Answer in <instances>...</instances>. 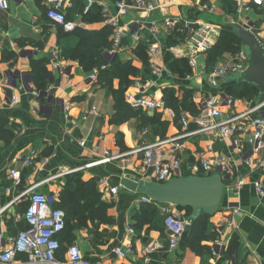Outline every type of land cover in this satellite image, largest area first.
<instances>
[{
	"label": "crops",
	"instance_id": "obj_1",
	"mask_svg": "<svg viewBox=\"0 0 264 264\" xmlns=\"http://www.w3.org/2000/svg\"><path fill=\"white\" fill-rule=\"evenodd\" d=\"M88 1L85 0L86 7L89 5ZM95 1L98 5H106L109 13L108 15L104 11L106 17L118 15L121 26L125 27L139 20L148 22L154 16L162 19L170 16L210 23L223 31L230 30L233 23L242 22L247 26L248 22H255L249 17L254 11L260 14V20L264 19V8L262 10L254 6L250 0H201L203 6L206 4L214 8L213 13L191 1L179 0L174 4H166L160 10L162 13L156 14H147L134 8L133 0ZM119 1L128 5V8L120 13L117 8ZM149 1L156 4L165 3L164 0ZM44 3L49 6L48 0ZM244 3L247 5L244 6ZM102 5L100 6L104 10ZM75 6L74 0L73 6L66 12L70 14L75 10ZM69 16L72 18L70 20L78 23L77 27L100 31L107 25L106 20L86 22L79 13ZM228 20H232L229 27L226 23ZM62 26L48 18L35 0H10L9 9L0 10V48L13 50L18 55L16 60L9 62L2 60L0 54V116L9 120L8 132L0 134V207L15 206L0 216V230L4 235L8 237L17 233L19 225L15 224L14 217L21 213L18 206L28 202L27 197H24L19 202L12 203L23 191L20 185L14 183L12 172L19 170L22 177L26 168H23L21 155L36 150L41 155L49 157L50 161L45 166L37 165L30 169L24 188L39 182L40 190L59 197L60 188L65 185L66 179L71 174L78 173L84 181L95 180L103 201L112 205L109 214L115 222L112 225L100 226V232L108 230L102 232L100 239L93 231L73 232V243L82 246L85 256L95 264H264V197L258 195L253 186L255 180L264 177V167L250 168L245 165L234 154V147L230 141L213 140L208 134L191 135L183 140L185 147L181 152L183 158L181 170L185 175H188L186 172L188 163L196 159L198 152L205 151L207 146L212 144L213 151L207 152L206 156L218 153L233 156L236 162L238 160V174L247 178L246 184L237 192L224 191L219 211L210 215L209 219L208 231L216 229L218 236L208 242L211 249L202 255L197 254L188 245L191 221L179 245L170 248L169 232L163 226L164 214L161 204L151 203L159 209L158 218L143 216L140 207L146 202H140L139 208L137 203L142 196L147 195L123 185L127 179L138 183H158L152 178V168L148 177L142 174L141 155H128L124 159L84 167L88 163L102 159L106 150L111 154H125L151 142L183 134L185 129L177 120H173L167 111L146 109L141 110L147 117L160 113L162 121L168 122L164 135L151 122L140 130L139 127L143 123L142 115L117 123L115 118L118 109L114 94L109 88L102 87L98 83L99 80L91 79L96 69L86 71L78 60H66L62 57L61 44L65 38L62 37L60 44ZM141 33L143 36L147 35L146 32ZM187 39L188 34L185 44L165 46L163 52L155 57L149 55L147 45L146 52L150 65L145 67L134 55V49L139 43L127 39L128 43H125L123 51L118 56L123 62L133 61L134 65L141 69V77L133 82L126 93L133 91L146 97L163 99L164 83H171L179 89L182 85L196 89L195 99L198 93L204 92L202 95L207 97L211 93L227 90L230 86L225 84L224 79L218 80L216 84L210 82L205 73L207 65L204 72H199V61L197 67H191L190 79L179 78L169 70V73L164 72L161 77L153 72L155 67L167 68L166 52L177 59H188ZM18 40H22V46ZM70 40L71 42H68L70 45L76 43L75 36ZM201 55L205 57L206 64V55ZM199 56L200 54L197 59H200ZM32 57L49 59L50 83L43 101L36 99L32 92L36 89L30 75ZM56 57L62 59V71L55 67ZM7 70H14L25 87L21 88V82L15 85L13 91L19 94L20 101L14 106L7 102L5 86ZM138 80L144 84V89L136 82ZM114 86L116 88L119 86L118 79L114 81ZM263 97L256 98V101H261ZM167 108L173 110L171 107ZM82 141L84 145L81 144ZM102 177L110 178L111 184L119 186L120 191L112 195L102 188L99 183ZM238 207L243 213L235 218L234 226H230L228 219L232 210ZM130 227L134 228L136 235L129 232ZM130 243L133 247L129 251ZM154 245H158L156 250L148 254L144 252L146 246ZM114 248L128 251L127 256L123 258L115 255Z\"/></svg>",
	"mask_w": 264,
	"mask_h": 264
},
{
	"label": "built area",
	"instance_id": "obj_2",
	"mask_svg": "<svg viewBox=\"0 0 264 264\" xmlns=\"http://www.w3.org/2000/svg\"><path fill=\"white\" fill-rule=\"evenodd\" d=\"M74 0H48L49 6L47 17L54 22L63 25L66 32L73 31L78 23L74 20L67 19L68 8L73 6ZM134 8L146 12L147 14H156L166 4H174L179 0H164L165 3L156 4L149 0H133ZM196 5L204 7L207 11L213 13L214 8L209 5L203 6L201 0H188ZM254 6L263 10L264 0H250ZM90 6L96 3L95 0H89ZM102 5V4H100ZM244 6L247 3L243 4ZM65 6V7H64ZM105 13H108L106 5ZM10 0H0V10H8ZM119 13L128 8L123 2H117ZM248 9L249 7L246 6ZM162 13V12H161ZM106 23L112 27L111 47L106 51L107 58H113L119 55L125 46V39H130L134 43H140L145 40L148 44L149 55L152 57L162 53L165 48L166 37L175 31L186 30L188 34L187 46L189 52L187 57L192 68L198 65V55L206 54V51L220 38L222 30L217 26L202 22L189 21L181 17L165 16L162 18L153 17L150 21H135L130 26H121L118 15L108 16ZM259 38L264 45V19L255 22H248L247 25ZM142 32L147 35L143 36ZM55 67L61 71L63 69L62 59L56 57ZM108 64L102 66L106 69ZM248 67V57L244 49L236 54H225L219 59L215 66L210 70H205L210 82L217 83L218 80L228 76L243 72ZM169 69L155 67L153 72L159 77L164 72L169 73ZM171 74V73H170ZM91 79L99 80V70L96 69L91 75ZM190 79V76H187ZM136 81L142 89L144 84ZM18 82H21L14 70H7L5 74V86L8 103L12 106L19 101V94L13 89ZM22 84V89L25 87ZM33 95L36 99L41 96V92L34 89ZM126 100L131 107L135 109L157 110L159 112L167 111L173 120H177L185 129L183 134L167 137L162 140L151 142L144 146L138 147L127 153L111 154L105 151V156L92 163L86 164L89 167L94 164L104 163L124 159L128 155H141L142 174L145 177L150 175L149 170L152 168V178L158 183H164L174 177L180 176H211L219 174L224 182V191L237 192L247 182L244 175L238 174V160L233 156L224 153L206 156L207 152L213 151V145L209 144L205 151L198 152L196 159L187 165V173H182L181 167L183 158L181 152L184 149V139L187 136L208 134L213 140L220 142L230 141L234 147V154L250 168L264 167V97L261 101L247 100L238 98L226 90L211 93L198 106L199 113L182 110L177 114L174 110L167 108L164 99H156L154 97H146L129 91L126 93ZM84 145V141L81 142ZM23 168L34 167L37 165H47L50 161L49 157L42 156L40 152L32 150L20 157ZM78 170V169H74ZM135 170V169H134ZM12 179L16 185H20L22 181L21 172L13 170ZM30 179V177H29ZM102 188L108 190L112 195H116L120 191V187L112 185L110 178L102 177L99 181ZM41 183H33L25 188L15 197V201H20L27 197L28 206L24 213H17L14 217L15 224L19 225L25 221L26 227L20 229L15 235L6 237L0 230V264H95L83 253L80 245L73 243L68 246L64 257L59 256L61 250L60 234L66 228V212L56 207L58 197L55 194L47 193L39 189ZM253 186L258 195L264 197V177L253 182ZM140 202L152 203L148 196H142L137 203L139 208ZM11 203V204H12ZM159 205V203L155 202ZM15 206H1L0 216L4 215L8 209ZM164 214V226L169 232V247L176 248L190 220L186 218L184 212L174 205L161 204ZM243 213L240 207L235 208L231 212L228 224L234 226V220ZM129 232L136 235L134 228L130 227ZM133 245H128V250ZM158 248V245L146 246L145 253H151ZM128 251L120 248H114L113 253L119 257L125 258Z\"/></svg>",
	"mask_w": 264,
	"mask_h": 264
},
{
	"label": "trees",
	"instance_id": "obj_3",
	"mask_svg": "<svg viewBox=\"0 0 264 264\" xmlns=\"http://www.w3.org/2000/svg\"><path fill=\"white\" fill-rule=\"evenodd\" d=\"M35 1L47 15L48 7L44 3L45 0ZM75 3L76 8L71 13H79L82 15V19L84 21L94 23L104 22L107 19L103 8L98 5V3H94L90 6L88 11H86L85 0H75ZM71 13H67V19L69 20L72 19L69 16L72 15ZM61 28L59 40L60 44L62 37L65 36L64 42L61 44L62 57L66 60H78L80 65L86 71H92L94 69L99 70L98 83L102 87L109 88L116 99L118 112L116 114L115 121L117 123H122L130 117L142 115L143 123L139 127L140 130L151 122L156 125L155 127L157 130L161 131V134L164 135L167 131L168 122L162 121L160 113H156L153 117H147L141 109L134 110L126 100V91L129 87H131L135 80L141 77V69L134 65L133 61L123 62L119 56L111 59L105 56L106 51L112 44L111 39H109L113 31L112 27L107 24L100 31L76 27L70 32H66L63 26ZM73 36L76 38V43L70 45L68 42H71L70 38ZM186 36V30H177L173 34L166 37L165 45L166 47L176 45L180 39H184ZM18 42L21 46L23 45L22 40H18ZM125 43H128L127 39L125 40ZM147 45V42L142 40L134 49V55L142 62L144 67L150 65L149 57L146 53ZM241 48V43L236 34L231 29L223 30L220 38L206 51L207 70H210L213 66H215L217 61L223 58L225 54H236L241 50ZM17 58L18 55L15 51L8 50L6 48L3 49L2 60L13 62ZM30 61V75H32L36 89L42 94L39 97V100L43 101L49 90L51 75V71L49 69V59L32 57ZM165 63L167 68L172 71L173 74L176 75L180 73L181 78H186L192 74V68L188 59H177L171 53L166 52ZM105 64H108V67L106 69H102V66ZM116 79L119 80V86L117 88L114 86V81ZM181 89L183 90L182 96L179 94L176 96L177 88L175 86L168 87L163 91L162 98L166 102L167 107L173 108L177 114H180L182 110H187L193 112L194 114L199 113L195 101V94L197 92L196 89L187 85H182ZM226 91L238 98L247 99L249 101L261 97L257 87L243 82L230 86ZM44 92L46 94H44ZM8 124V118L0 116V134L8 132ZM30 169H32V167L26 168L22 174L20 186L23 190L25 189L26 177L30 173ZM27 206L28 202L23 204V206H18L21 208V213L25 212ZM56 207L61 208L66 212V228L59 236L61 242L59 256L61 257H64L68 246L73 244H68L67 241L70 242V238L74 240V234L72 232H67L70 220L72 221L71 226L77 229L86 228L91 223L98 224L100 228L102 225H112L115 222L114 218L109 214V210L112 208V205L103 201L102 194L97 187V182L95 180L84 181L78 173L71 174L66 179V183L61 191V199L57 201ZM140 212L143 216L149 218H158L160 215L158 207L151 203H143L140 207ZM209 219L210 215L202 212L200 217L194 220L190 230L188 245L199 255H202L205 251H209L211 247L208 242L216 239L218 236V231L216 229H213L211 232L208 231ZM25 227V221H22L17 228V232ZM103 232H108V230H104ZM102 235L103 233L100 232V234H97L96 236L100 239Z\"/></svg>",
	"mask_w": 264,
	"mask_h": 264
},
{
	"label": "water",
	"instance_id": "obj_4",
	"mask_svg": "<svg viewBox=\"0 0 264 264\" xmlns=\"http://www.w3.org/2000/svg\"><path fill=\"white\" fill-rule=\"evenodd\" d=\"M231 30L236 34L247 54L248 67L243 72L224 78L225 84L234 86L243 82L253 85L259 89V95L264 96V45L242 22L233 23ZM123 185L138 193L146 194L159 204L191 208L192 224L202 212L209 215L217 213L224 194V182L219 174L180 176L164 183H138L127 179L124 180Z\"/></svg>",
	"mask_w": 264,
	"mask_h": 264
},
{
	"label": "rangeland",
	"instance_id": "obj_5",
	"mask_svg": "<svg viewBox=\"0 0 264 264\" xmlns=\"http://www.w3.org/2000/svg\"><path fill=\"white\" fill-rule=\"evenodd\" d=\"M249 17H251L254 21H260V14H258L257 12H252L251 13V15H249ZM227 26L229 27L230 25H231V23H232V20H228L227 22ZM225 30V29H224ZM228 30V29H227ZM62 42H63V40H62ZM185 42H186V40H185V38L184 39H180V41L178 42V44H185ZM2 48H0V54H1V56H2ZM147 53V52H146ZM199 58L200 59H198V61H199V65H198V69H199V72L200 73H202V72H204V70H205V66H206V64H205V61H204V59H205V57L203 56V55H201L200 54V56H199ZM176 76H178L179 78L181 77V74L179 73V74H176ZM202 76L204 77L205 75H203L202 74ZM174 85L173 84H171V83H164L163 84V91L165 90V89H167L168 87H173ZM179 87V86H178ZM177 88V87H176ZM204 93V92H203ZM202 93V94H203ZM180 95V96H182V94H183V90L180 88H177V91H176V96L177 95ZM202 94H200V93H198L197 94V98L195 99V101H196V104H197V107L199 106V104H201L202 102H203V100L206 98V95H202ZM200 95V97H198ZM62 188H63V186L60 188L61 190H60V196L58 197V199H61V191H62ZM178 209H181L183 212H184V214H185V216H186V218L187 219H189L190 221H191V215H192V212H193V210L191 209V208H184V207H181V206H178L177 207ZM71 220H70V222L68 223V228H67V232H75V231H77V230H79V231H84V230H88L89 231V233H91L92 231L94 232V234L95 235H97V234H100V230H99V225L98 224H96V223H91V224H89L88 225V228H83V229H77V228H73L72 226H71ZM192 222V221H191ZM103 232V231H102ZM70 240V242L69 241H67L68 242V244H70V243H73V241L74 240H72L71 238L69 239ZM81 247V249L83 250V248H82V246H80Z\"/></svg>",
	"mask_w": 264,
	"mask_h": 264
}]
</instances>
